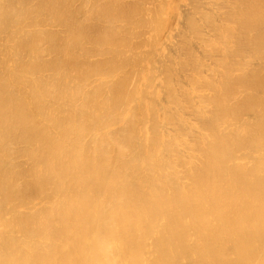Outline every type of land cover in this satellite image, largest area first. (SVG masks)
<instances>
[{
	"label": "bare ground",
	"instance_id": "obj_1",
	"mask_svg": "<svg viewBox=\"0 0 264 264\" xmlns=\"http://www.w3.org/2000/svg\"><path fill=\"white\" fill-rule=\"evenodd\" d=\"M0 264H264V0H0Z\"/></svg>",
	"mask_w": 264,
	"mask_h": 264
}]
</instances>
